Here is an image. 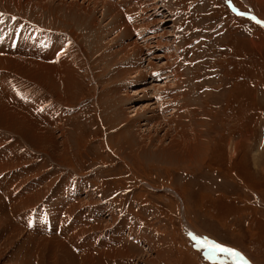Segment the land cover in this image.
Returning a JSON list of instances; mask_svg holds the SVG:
<instances>
[{"label": "rangeland", "instance_id": "1", "mask_svg": "<svg viewBox=\"0 0 264 264\" xmlns=\"http://www.w3.org/2000/svg\"><path fill=\"white\" fill-rule=\"evenodd\" d=\"M15 1L26 0H0L1 11H11L0 12L2 48L16 30L19 36L34 28L35 11L59 24H42L53 43H24L15 57L31 52L41 60L53 49L48 67L76 76H68L67 90L49 68L48 77L37 79L29 76L30 63L0 64V77L8 75L0 78V264H237L195 234L264 264V28L227 5L249 12L245 1L73 0L79 12L63 5L72 0H28L20 10ZM252 11L264 20V6ZM4 25L14 26L12 33ZM149 35L162 43L144 41ZM137 62L139 72L149 71V62L158 76L143 72L139 80L128 68L121 75ZM173 72L190 94L204 137L194 134L188 115L181 124L193 135H171L206 146L199 161L187 164L140 155L133 162L107 135L122 127H112L108 111L131 120L125 86L155 81L159 89ZM177 101L159 114L178 108Z\"/></svg>", "mask_w": 264, "mask_h": 264}, {"label": "bare ground", "instance_id": "2", "mask_svg": "<svg viewBox=\"0 0 264 264\" xmlns=\"http://www.w3.org/2000/svg\"><path fill=\"white\" fill-rule=\"evenodd\" d=\"M29 1L26 0L24 2H21V1H15L14 3L17 5L16 6V10H20V7H22L24 4L28 3ZM12 2L10 1L9 4H11ZM41 3V2H40ZM35 4V3H34ZM39 8L42 9V10H45V5L44 4H39ZM4 5V4H3ZM64 6L65 5H68L70 6L71 8H75L77 9V12H79V9L80 8H76V7H79V5L77 6V4L75 2H72L70 1H65V4H63ZM111 5V4H110ZM139 5V4H138ZM63 6V7H64ZM37 6H33V8H36ZM140 7V6H139ZM57 8V7H56ZM62 9V8H60ZM1 10H4L3 9V6L1 5L0 3V12H2ZM8 10V9H7ZM53 9L51 7H49L47 9L48 12L52 11ZM59 10V9H58ZM155 10V9H154ZM6 12H11V11H4L2 12L3 14H6ZM40 12V11H38ZM57 13V12H56ZM10 14V13H8ZM65 14V13H64ZM147 14V13H146ZM42 15H46V14H42ZM76 15V14H74ZM9 16V15H8ZM31 16H33L37 23H35V26L34 28H28L27 31H25V29L22 30L21 32V35L24 34V33H30V32H33V33H37V36L35 38H39L40 40L42 39H45L44 38V33H41L44 32L42 30L43 26V22L44 24H49L51 26H53L54 28L57 27V22L55 20H49L47 17L45 18V20L43 21L41 19V14L37 13L35 11H32V14ZM10 17V16H9ZM8 17V18H9ZM6 19V16H2L0 17V23L2 24H5V22L3 20ZM14 20V19H13ZM16 20V19H15ZM49 20V21H48ZM67 20V19H65ZM75 21V20H74ZM90 23H94L96 21L95 18H92L91 20H89ZM80 22V21H79ZM7 24V23H6ZM126 24V23H125ZM124 24V25H125ZM128 25V24H127ZM1 26V25H0ZM5 26V25H4ZM71 26V25H69ZM90 26V25H89ZM17 27V26H16ZM24 27V26H23ZM61 27V26H60ZM126 27V26H125ZM64 28V27H62ZM1 29V28H0ZM5 31L8 30V33H12V31L14 30V26H5ZM56 29V28H55ZM58 30V29H57ZM60 30V29H59ZM3 31V30H2ZM1 31V32H2ZM4 31V32H5ZM77 32V31H76ZM87 32V31H86ZM20 33V32H19ZM18 33V34H19ZM56 33V32H55ZM17 34V30L15 31V34L14 36L11 38V42L12 40L18 35ZM64 34V33H63ZM159 34V33H158ZM8 35V34H7ZM11 35V34H10ZM46 35V34H45ZM87 35V34H86ZM161 36V35H160ZM10 37V36H9ZM23 38H26V36H22ZM156 37H159V36H154V35H149V37L145 38L144 41H152V45H157V44H161L162 42L161 41H158V38L156 39ZM29 38V37H28ZM9 39V38H8ZM48 39V38H46ZM4 40V39H3ZM162 40V38L160 39ZM148 41V42H150ZM10 42V41H9ZM11 42L8 45V47L6 48V46H4V49L2 48L3 47V42L0 41V64H3L4 62H11L15 65H20V63H30L31 66H27L28 69H29V73H31L29 76H32V77H36L37 79L38 78H46L48 77L47 76V73L49 69L53 70L54 72V76L56 77L55 79H57V81L59 83H62L63 82V87L66 88L67 90L70 89V86H71V83H70V80L68 79V76L69 75H72V76H76V74H74L71 70H67L63 67V69H59V66L57 65L56 67L54 66H51V67H48L50 65H47V61L49 59V55L52 53V55L54 56L56 54V52L51 49V51H46L44 54L46 55L45 58L41 59V60H38L36 58V56H33L31 52H27V55H24L22 56V58H19L18 57H15V50L17 48L20 47L21 44H19L16 49L14 50L13 47H9V45H11ZM77 42V41H76ZM8 43V42H7ZM132 43V42H131ZM138 44V43H137ZM137 44L134 42L133 43V49L134 51L137 49ZM145 44V43H144ZM143 44V45H144ZM147 44V43H146ZM148 45V44H147ZM164 45V44H163ZM142 46V45H139V47ZM146 46V45H145ZM147 47V46H146ZM69 48V47H68ZM141 48V47H140ZM139 49V48H138ZM141 50V49H140ZM19 52V51H18ZM51 52V53H50ZM54 52V53H53ZM141 52V51H140ZM60 51L58 52L57 51V54L59 55ZM138 54V53H137ZM18 55V54H17ZM20 55V54H19ZM24 57H27V58H24ZM57 57V56H56ZM63 58V57H62ZM66 58V56H65ZM150 58V57H149ZM30 60V61H29ZM62 60V59H61ZM29 61V62H28ZM44 62V63H43ZM151 62V61H150ZM148 65V69L149 71L145 70H141L140 72L137 70V67L140 65L138 64V62L133 65V67H123L121 68L120 70V73L121 75L124 74L125 69L128 68V69H134V71H137L135 72L134 74H131L130 76H134L135 78L139 79V80H142L143 78V72H146V74L148 75L150 73L151 68L150 66H152L149 62H147ZM44 64V66H42ZM60 65V64H59ZM63 65V64H62ZM2 67V66H1ZM4 67V66H3ZM19 67V66H18ZM61 67V66H60ZM8 68V67H6ZM10 68V67H9ZM25 68V67H24ZM23 68V69H24ZM49 68V69H48ZM140 68V67H139ZM17 69V68H16ZM20 69V67H19ZM22 69V71H23ZM136 69V70H135ZM140 70V69H139ZM118 72V71H117ZM148 72V73H147ZM154 72V71H152ZM10 73V72H9ZM130 73V71H129ZM155 75L158 76V72L155 71L154 72ZM172 74V75H171ZM170 74V81H166L164 82V84H161L160 87L158 90L156 89V85L155 84H159V83H155V81L151 82L150 84H152L151 86H145L144 88H141V89H135V88H129V87H126L123 89L125 92L124 94L126 93V101H128L129 103V109L131 108V116H134V118H131V120H128L129 119V115H128V119L125 118L124 120H122V117H123V113H121L120 111H115V109H113L112 111L109 110L108 114L110 113H114L112 114L111 116V124L112 127H120L119 131L117 132L115 129L116 128H113V130H110V131H107V135H113V138L111 139L115 145H117V147L121 148L122 150H125L127 152H129L130 154V158H132V161L135 162V161H138V156L140 155L139 158L143 157L145 158L146 160H151L153 162H156V163H171V162H175L178 163V162H182L184 161L186 164L187 163H191L193 162L194 160H198L199 161V158L197 157L199 154H201V151L203 150V148L206 146L205 142H201L199 144H196L192 141V138H191V142L190 144L187 142V141H177L176 137L175 136H172L171 133L174 134V132L179 135V137H182L183 139H186L188 138V135L191 137V132H187L185 133L184 130H186V128L181 124V118H183L184 116H189L190 118V123L189 125H192V130L194 132V134L196 136H201V140H203V135H202V132L199 128H202L203 130V122L200 118V116H198L197 113H195V111L193 110L192 108V105L191 103L189 102V99L187 98V94H189L187 88L185 87V89H180L179 87L182 85L181 83V78L175 74L174 72ZM5 75H7L5 73ZM115 75V74H114ZM118 75V74H117ZM116 75V76H117ZM8 76V75H7ZM7 76H3L1 79L5 80L7 78ZM126 76V75H125ZM123 75V77H125ZM119 77V76H118ZM122 77V78H123ZM80 76L77 75V79L79 80ZM180 78V79H178ZM0 79V80H1ZM71 80H74V79H71ZM76 80V81H78ZM133 80V79H132ZM132 80H128V81H132ZM180 80V81H179ZM7 81V80H6ZM75 81V82H76ZM179 81V82H178ZM95 82V81H94ZM123 83V82H122ZM145 84L146 83H149V82H144ZM58 84V83H57ZM76 84V83H75ZM124 85V83H123ZM9 86V85H8ZM120 87H122V85L119 86V88H114V91H113V94H117L120 90ZM135 87V86H134ZM176 92H175V91ZM110 91V90H109ZM167 91H171V92H175V95L174 93L171 95H167ZM111 92V91H110ZM129 92V93H127ZM170 93V92H169ZM183 93V94H182ZM111 94V93H110ZM179 94H181L182 96L179 97ZM167 95L168 97L166 99H163V97ZM190 95V94H189ZM178 96V97H177ZM100 97V95H99ZM113 97V96H112ZM102 98V96L100 97V99ZM125 98V97H124ZM110 99V98H109ZM156 99V101L154 100ZM123 98L121 99V102H122ZM146 102L145 105L141 104V105H135V102L136 101H144ZM160 100V102H159ZM179 100V101H177ZM158 101V102H157ZM175 101L178 102V108L176 109H171V112H169L168 114L164 115V117L161 116V114H159L158 112V109L161 107H165V104H168V103H174ZM106 102V101H105ZM104 102V103H105ZM124 102V101H123ZM111 103V102H110ZM108 104V102H107ZM176 105V103H174ZM106 105V104H105ZM157 105V106H156ZM161 105V106H160ZM171 105V104H170ZM147 106V107H146ZM172 106V105H171ZM106 109L109 108V104L107 107H105ZM112 108V107H110ZM167 108V107H166ZM169 108V107H168ZM128 109V108H127ZM161 110V109H159ZM163 110V109H162ZM164 111V110H163ZM103 112V110H102ZM162 112V111H160ZM107 113V112H106ZM129 113V114H130ZM164 114V113H163ZM104 115V114H103ZM107 115V114H106ZM111 115V114H110ZM126 115V114H125ZM106 117V116H105ZM161 118L162 119V122H159L158 120H160ZM188 118V117H187ZM158 119V120H157ZM174 119V121H173ZM122 120V121H121ZM173 121V122H172ZM185 121V120H184ZM114 122V123H113ZM169 123L171 124V127H169ZM20 125V124H19ZM151 125V126H150ZM188 125V126H189ZM136 126L138 128V134L140 135V139H137L135 136H138L137 133H134V129L133 127ZM15 127V126H14ZM18 127V126H16ZM20 127V126H19ZM181 128V129H180ZM18 129V128H16ZM133 129V130H132ZM152 129H155V131L153 130V132L155 133V135H150ZM180 129V131H179ZM18 133V132H17ZM21 133V132H20ZM152 134V133H151ZM168 135V136H167ZM118 136L121 137V142L118 141ZM171 137L173 138L171 140ZM178 137V138H179ZM145 140H149L148 141V145L147 147H143V146H146L144 145V141ZM189 140V139H188ZM196 141V139H195ZM37 144V143H35ZM164 144H167L166 147H159V146H163ZM193 144H196V145H193ZM134 145V146H132ZM36 147L38 148L39 145H36ZM129 149V150H127ZM144 149V150H143ZM48 151V150H47ZM142 155L141 156V154ZM202 155V154H201ZM61 158V157H60ZM177 194V193H176ZM84 197V196H83ZM87 198V197H86ZM27 205V204H26ZM110 211V210H109ZM108 215V214H107ZM105 215H103L102 217H104ZM109 216V215H108ZM107 220V218L105 219ZM109 223V222H107ZM132 224V223H131ZM109 225V224H107ZM130 225V224H129ZM111 226V225H110ZM132 228H133V225H132ZM12 229V228H11ZM14 229V227H13ZM112 229V228H111ZM19 230V229H18ZM128 232L132 233V229L131 228H128ZM133 232L136 233L134 231V228H133ZM9 233V232H8ZM195 233V232H194ZM137 234V233H136ZM196 237H197V240H199L200 242H202L203 244L206 243L208 245H215L217 243L215 242H212L210 240H208L207 238L199 235V234H195ZM14 236V235H13ZM125 238V237H124ZM148 241V239H147ZM150 243V242H149ZM148 244V243H147ZM144 246V245H143ZM223 247H226V248H229V249H232L235 251L236 255L233 256V255H230L228 253L227 256L232 258L233 260H235V262L237 264H252L241 252H239L238 250L236 249H233L229 246H224V245H221ZM148 247V246H147ZM151 247V246H150ZM146 250V249H145ZM148 251V250H147ZM143 252V253H148V252ZM150 252V251H149ZM143 255V254H142ZM231 260V259H230Z\"/></svg>", "mask_w": 264, "mask_h": 264}, {"label": "snow or ice", "instance_id": "3", "mask_svg": "<svg viewBox=\"0 0 264 264\" xmlns=\"http://www.w3.org/2000/svg\"><path fill=\"white\" fill-rule=\"evenodd\" d=\"M209 248H210V251H218V252H222V253L226 252V253H228L230 255H233V256L236 255L234 250L226 248V247H223V246H220L218 244L210 245Z\"/></svg>", "mask_w": 264, "mask_h": 264}, {"label": "crops", "instance_id": "4", "mask_svg": "<svg viewBox=\"0 0 264 264\" xmlns=\"http://www.w3.org/2000/svg\"><path fill=\"white\" fill-rule=\"evenodd\" d=\"M245 3L250 5L253 10H258L260 11L261 7L264 6V0H243ZM134 224V223H133Z\"/></svg>", "mask_w": 264, "mask_h": 264}, {"label": "built area", "instance_id": "5", "mask_svg": "<svg viewBox=\"0 0 264 264\" xmlns=\"http://www.w3.org/2000/svg\"><path fill=\"white\" fill-rule=\"evenodd\" d=\"M150 34H153V33L150 32ZM107 216H108V215H107Z\"/></svg>", "mask_w": 264, "mask_h": 264}]
</instances>
